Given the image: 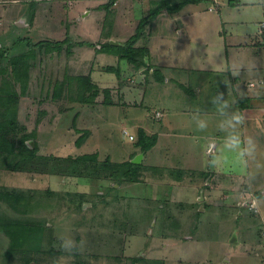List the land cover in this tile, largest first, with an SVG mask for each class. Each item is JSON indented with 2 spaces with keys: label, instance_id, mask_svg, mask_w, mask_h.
I'll return each instance as SVG.
<instances>
[{
  "label": "rangeland",
  "instance_id": "rangeland-1",
  "mask_svg": "<svg viewBox=\"0 0 264 264\" xmlns=\"http://www.w3.org/2000/svg\"><path fill=\"white\" fill-rule=\"evenodd\" d=\"M86 5L84 0H0V44L11 48L17 38L28 36L26 42L20 37V49L15 50L19 53L31 48L29 41H42L51 47L55 40L66 37L76 42L87 39L96 46L101 45L103 50L106 51V47L109 50L106 58H98L92 63L117 65L116 50L110 48L99 34L101 31L114 32L116 38L121 39L123 29L114 26V14L107 22L105 13L83 15ZM35 10L39 15L35 25H19L23 23L22 18L16 17L19 13L30 14ZM173 25L170 29L168 25L154 29L152 36L157 39L158 35L170 33L172 39L176 38V30L182 26L179 21ZM162 30L163 33H160ZM108 41L111 42L110 39ZM146 42L141 41L142 44ZM67 44L64 43L61 54L36 47L35 57L30 60L31 76L27 90L19 93L15 138L19 140L24 134H31L30 141L36 143L37 153L15 165L21 155L0 152V264H133L135 256L141 257L136 264H242L244 258L241 253L237 256L241 250L238 236L236 232L230 235L233 228L240 226L241 220L236 223L226 218L223 225H218L208 218L209 211L204 215L199 210L202 204H207L208 210L216 215H227L223 208L207 202L211 203L213 198L231 201L234 193L241 196L248 188L235 191L233 188L207 189L203 186L205 173L174 166L175 172L181 176L169 173L168 176L154 169V163L159 165L157 167L164 164L153 157L145 159L138 169L137 177L141 176V180H128L121 175L114 177L115 165L135 158L139 149L138 138L133 141L124 136L121 121L102 123L94 118V110L97 113L99 110L96 105L99 101L95 98L86 104L79 100V91L83 87L76 74L87 68L83 69L79 63L73 66L74 59L80 62L82 58L66 53ZM234 64L241 65L240 62ZM187 65L192 79L197 80L194 76L200 71L194 67L199 63L188 61ZM226 69L229 70L227 65ZM223 75L225 78L219 77L215 84V79L204 76L208 79L205 91L211 93L209 102L217 101L214 108L217 121L207 127L198 125L197 128L219 135V140L206 143L207 146L215 143L216 150L206 151L205 162L211 167L235 166L245 174L244 179H257L264 176V133L259 126L264 122V88L263 92L256 93L254 98L258 99L251 101V107L249 99H240L233 117L234 96L230 95L233 80L229 74L224 72ZM64 79L71 83L72 91L66 87L65 93L54 98L55 82ZM11 80L10 62L0 61V90L4 81ZM16 84L17 91L21 92L20 84ZM84 93L90 96L89 91ZM222 94L225 96L223 99ZM149 105L145 115L151 116L152 109L157 105ZM249 107L250 117L245 119L253 121L255 126L250 127L253 140L247 142L244 151L240 143L227 138L237 134L241 138L246 121L239 119L238 108L242 112ZM243 112L246 114L247 111ZM147 118L154 123L151 127L160 125ZM127 129L129 134L135 135V127ZM85 134L87 137L82 144H77L78 138ZM86 153H97L98 157L96 160H76V157ZM210 159L213 163H209ZM258 163L261 165L256 166ZM225 175H220L222 181L230 185ZM201 188H204L208 201L199 200ZM5 192L13 195L4 197ZM81 194L87 195L88 199L78 209L75 200ZM262 198L264 201V195ZM243 209L247 213V207ZM199 214L202 215L201 224H204L202 230L190 240L189 236L184 238L186 234H194V220ZM17 217L30 224L38 223L26 242L19 245L14 244L18 240L15 236L13 239L8 225ZM20 231L17 235L22 239L25 230ZM187 242H197V246L184 247L185 244L190 245ZM205 242L209 243L206 247L203 245ZM205 254L210 258L202 261L201 255Z\"/></svg>",
  "mask_w": 264,
  "mask_h": 264
},
{
  "label": "crops",
  "instance_id": "crops-1",
  "mask_svg": "<svg viewBox=\"0 0 264 264\" xmlns=\"http://www.w3.org/2000/svg\"><path fill=\"white\" fill-rule=\"evenodd\" d=\"M84 1L88 5L85 6L83 15L91 13L103 15L105 13L104 19H106L105 4L110 0ZM151 7V0H114L111 5L116 18L114 26L117 25L123 29L122 40L117 39L114 32L101 31L99 37L104 38L105 42L109 39L116 42H109L114 46L125 43L136 32L141 19L150 14ZM138 13L141 15L136 16ZM30 15H32V19ZM38 16V11L35 10L30 14L21 12L16 17L23 19V23L19 25L23 27V25L28 24L31 27L35 25ZM176 21H179L182 26L176 30L179 37L177 35L176 38L172 39L173 35L164 34L163 30L160 32L163 34L158 35L159 38L156 39L152 36L154 29L167 25L169 29L173 28ZM66 38L68 39V37ZM100 38L98 42H100ZM142 40H147V42L142 44ZM56 41L63 40H55L54 43ZM67 42L66 53L82 58L80 62L74 59L73 66L75 67L79 63L83 69L87 68L80 74H76L79 75L78 78L90 77L91 81L98 87L99 91L95 100L99 101V104H96L99 110L97 113V110L92 108L96 112L94 118L99 119L98 121L102 123H109L114 120L121 121L124 127L123 134L124 130L128 131L127 128L133 129L135 127L136 132L133 130L135 133L133 141H136V137L138 138L140 128H143L149 135H157L156 143L149 150L142 151L139 146L136 155L143 153L141 163L150 157L157 158L164 165L157 167L159 165L154 163L153 167H156L154 169H159L161 173L164 172L168 176L169 174L181 176L180 173L175 172L174 168L176 167L193 168L197 172L206 174L205 183L203 182L205 185L203 186H207V189H209L208 187L211 189L233 188L235 191V189L241 190L242 187L248 188L246 192L241 193V196L234 193L231 201L213 198L211 203L208 201L204 188H201L199 200L204 199V201H208V204H212L211 206L215 207L216 205L223 208L227 215H216L213 211L208 210L207 204H202L199 212H203L205 215L209 211L208 218L213 219L218 225H223L226 220L236 223L241 220L240 226H236L230 232V235L236 232L241 245V250L237 252V256L241 253V257L244 258L242 264H258L259 261L260 264H264V201L262 198L264 195V176L261 175L257 179L253 177L244 179L245 174L237 170L238 167H211L208 165L205 162L207 159L206 151L208 153L214 152L216 144L207 146L206 143L219 140V135L197 128L198 125L207 127V125H213L214 121H217L214 109L217 101L209 102L211 93L205 91V86H208L205 83L208 79H204V76L215 79L213 83L215 84L219 77L225 78L224 72L229 74L233 80L231 81L233 88L230 93L234 96L232 98L234 109L233 115H231L233 117L236 115L237 109L235 107L239 105L240 99H249L248 104L251 107V101L258 99L254 98L256 93L263 92L264 0H204L190 2L181 10L173 13L163 9L161 13L146 24L144 36L135 43V46L147 47L149 50L144 57V64L141 66L130 62L127 58H121L118 54H115L117 65L101 63L95 65L92 63L93 60L106 58V52H109L107 47L105 51L101 45L96 46L87 39H79L77 42L69 39ZM53 44L51 43V51H56L58 54L64 51V44L60 50L54 49ZM188 61L199 63L198 66L194 67L200 71V73H195L196 76L194 77L197 80L191 77L192 72L188 70ZM236 62H240L241 65L236 66L234 64ZM226 65L229 70L226 69ZM110 66L117 67L120 74L108 71L107 68ZM155 68L159 69V73L154 72ZM66 73L68 72L66 71ZM113 75L114 77H112ZM257 78L260 80L257 81ZM209 82L212 84V81L209 80ZM223 98L225 96L222 94ZM86 103L88 102L84 104ZM150 103H156L157 108L152 109V117L150 114L146 115L151 121L160 123L157 128L151 127L154 123L149 122L145 115V110L150 108ZM250 107L242 110V112L246 110V114L238 108L241 121H246L245 118L250 117ZM252 123L253 121H246L243 125L241 138L237 134L227 139L231 142L237 141L245 151L247 142L253 140L251 129L255 124ZM259 126L261 132L264 133V122H261ZM210 162L213 163L211 159ZM258 165L261 164L258 163L256 166ZM222 174H226L225 178L231 182L230 185L222 181L223 178L220 176ZM140 178L141 176H138L133 181L141 180ZM171 180L175 181L174 178ZM240 190L239 192H241ZM243 205L247 207V213L244 212L243 208L246 207ZM201 218L202 215L200 214L198 218L195 217L196 230L194 234H186L184 238L189 236L190 240L197 236V232L202 230L204 226L201 224ZM187 243L190 245L185 244L184 247L197 246V242ZM178 245L176 247H179ZM203 245L206 247L209 243L205 242ZM201 257L202 261L210 258L207 254L201 255Z\"/></svg>",
  "mask_w": 264,
  "mask_h": 264
},
{
  "label": "trees",
  "instance_id": "trees-1",
  "mask_svg": "<svg viewBox=\"0 0 264 264\" xmlns=\"http://www.w3.org/2000/svg\"><path fill=\"white\" fill-rule=\"evenodd\" d=\"M204 0H151L152 7L150 14L141 19L140 23L137 26L136 32L125 42L118 46L111 45L109 41L106 44L116 50V53L121 58H127L130 62L135 63L137 66H141L144 64V57L149 52L147 47H137L135 43L145 34L146 24L154 19L159 13L162 12L163 9L168 10L170 13L177 12L181 10L186 4L190 2H200ZM114 3V0H110L107 4H105V9L107 10V15L105 22L110 20V17L113 14L111 9V5ZM20 37L23 39H20ZM14 41L11 48L4 47L0 44V61H9L12 67V80L4 81L0 90V152H6L8 154L15 153L21 155L19 161L15 163V165H19L23 163L26 158L32 157L37 153V145L36 143H32L31 134H24L19 140H16L15 133L17 131L16 123H17V110H18V101H19V93L26 92L28 83L31 76V58L35 57V49L38 47L39 49L44 48V51H49L52 47H50L49 43H45L42 41H38L36 43L28 42L30 44V49L27 51H21L19 53H15L16 49H20L18 43L20 40L26 42L28 41V36H20ZM69 41V39H64L63 41H56L53 44V48L56 50H60L65 42ZM20 45H23L21 43ZM11 50V51H10ZM108 71H114L118 75L120 74V70L115 66H110L107 68ZM154 72L159 73V69H154ZM67 79V78H66ZM80 84L82 85V90L79 91V100L82 102H90L98 95V87L94 84L90 77H79ZM20 84L21 92H18L16 89L17 84ZM71 83L65 79L63 81H56L54 84V98H58L66 91V87H69L68 91L71 90ZM72 91V90H71ZM85 91L90 92V96L85 95ZM107 95V94H106ZM87 137V134L81 135L77 144L81 145L82 142ZM157 141V135H149L143 128L138 130V139L136 141L137 145L140 146L142 151H147L154 146ZM98 157L97 153H86L79 155L76 157V160H96ZM142 163H134L131 160L123 161L115 165V171L113 172V176H119L121 178H127L128 180H136L138 169L141 167ZM119 177V178H120ZM118 178V181H119ZM4 197L7 195H13V193L5 192L3 193ZM99 196V195H98ZM18 198V197H16ZM88 196L85 194H81L80 197L75 200L77 204V208L81 209L82 202L87 200ZM93 205V204H92ZM10 234H12L13 239L14 236L18 240L14 244L19 245L26 242L30 233H32V229L38 225V223H29L27 221L22 220L20 217L12 219L9 223ZM42 227V226H41ZM15 230L14 234L12 233ZM20 230H25L23 233L22 239L17 235ZM27 230H30L27 231ZM141 259L140 256H135L133 259V264H136Z\"/></svg>",
  "mask_w": 264,
  "mask_h": 264
},
{
  "label": "water",
  "instance_id": "water-1",
  "mask_svg": "<svg viewBox=\"0 0 264 264\" xmlns=\"http://www.w3.org/2000/svg\"><path fill=\"white\" fill-rule=\"evenodd\" d=\"M112 43H116L114 41H111ZM118 43V42H117ZM143 158V153H139L135 156V158L132 160L134 163H141ZM202 198V197H201Z\"/></svg>",
  "mask_w": 264,
  "mask_h": 264
},
{
  "label": "built area",
  "instance_id": "built-area-1",
  "mask_svg": "<svg viewBox=\"0 0 264 264\" xmlns=\"http://www.w3.org/2000/svg\"><path fill=\"white\" fill-rule=\"evenodd\" d=\"M124 136H128L132 140L135 138V135L129 134L127 130H124Z\"/></svg>",
  "mask_w": 264,
  "mask_h": 264
}]
</instances>
